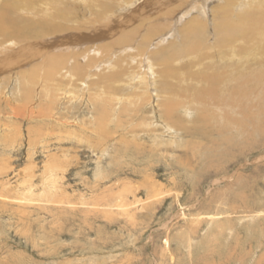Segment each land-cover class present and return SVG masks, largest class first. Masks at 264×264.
Returning a JSON list of instances; mask_svg holds the SVG:
<instances>
[{
    "label": "rangeland",
    "instance_id": "1",
    "mask_svg": "<svg viewBox=\"0 0 264 264\" xmlns=\"http://www.w3.org/2000/svg\"><path fill=\"white\" fill-rule=\"evenodd\" d=\"M30 1L36 9L21 11L26 22L66 27L37 39L43 42L82 31L98 35L122 23L123 16L142 13L131 26L100 42L111 43L138 24L142 30L136 41L141 36L152 41L146 50L155 61L149 62L156 76L147 80L145 94L140 78L146 70L135 67V78L132 72L125 75L131 71L126 59L120 64L122 81L105 78L112 69L81 77L70 73L72 87L78 88L80 81L85 89L80 98L71 99L55 88L67 86L65 75L57 74L62 79L56 82L47 73L41 78L46 66L30 82L12 73L43 57L2 75L0 264H264V36L235 43V56L248 51L257 55L250 62L237 66L216 61L208 71L205 60L207 65L216 60L219 44L212 17L219 10L217 1L210 4L212 22L195 38L199 48L191 59L183 25L163 15L184 0L151 3L142 12L130 0H53L58 2L46 14L37 1ZM146 2L140 0L141 5ZM118 14L124 15L113 23ZM232 15L239 23L235 8ZM159 29L167 40L155 45L160 38L153 35ZM83 49L74 50L75 57ZM224 50L226 58L233 49ZM159 51L168 63L172 54L184 57L173 64L175 78L160 76L163 66L155 60ZM148 53L141 56L143 63ZM80 59L83 64L85 58ZM72 62L67 60L64 69L70 71ZM182 63L187 70L178 69ZM186 71L193 80L180 83L178 77ZM202 71L216 80L201 82ZM24 89L30 97L26 104ZM164 102L173 103L172 115L165 112ZM187 108L191 112H184ZM165 122L171 131L163 127ZM214 215L218 218L210 222L208 216Z\"/></svg>",
    "mask_w": 264,
    "mask_h": 264
},
{
    "label": "bare ground",
    "instance_id": "2",
    "mask_svg": "<svg viewBox=\"0 0 264 264\" xmlns=\"http://www.w3.org/2000/svg\"><path fill=\"white\" fill-rule=\"evenodd\" d=\"M32 1H37L38 4L44 7L41 8L40 6H37L38 8L41 9L39 11H41L42 14L47 13V10L50 9L51 3L58 2L53 0H32ZM82 1H90V0H82ZM130 1L135 2L136 11L138 6V10H141L142 12L143 10L149 9L151 3L159 4V3H163L164 0H146L147 2L145 5L144 4L141 5L140 0H130ZM165 1L171 3L173 0H165ZM215 1L220 3L218 5L219 10L216 13H212V17L215 16L213 21L215 22V26L218 29L219 44L217 43L215 44V48H216L215 55L217 58L215 61H208L209 62L208 65L206 64V60H205L203 69L212 71V68L216 67L218 63L220 65V63L225 64L226 62H233V64H236L237 66H242L240 63L250 62L251 61L250 58H254V56L257 55L256 54L253 55L254 54L253 52H250L248 54L249 52L248 51L245 54H239L240 57L235 56L238 54L234 50V48L236 47L235 43L245 42V40L247 42H252L248 38L254 36L253 38L254 40L257 35L259 36V38L263 39L264 10L257 8L264 7V0H184L182 2V5L174 6L173 8L169 9V11H166L163 15H166V17H171V19H177V22L180 24V26L183 25L184 31L182 32V36L185 37L184 47H186L187 54L189 55L187 59H191L189 57L194 58L197 56V53H192V52L199 48V45H197L195 38L199 34L201 37V33H203L207 28H209L212 22V17H209V15L211 11L212 12L214 11V9L212 10L209 8H211L210 4L214 3ZM34 5L35 4L32 3L30 0H28L26 4H18V3L3 4V0H0V36L2 37L0 40V57H2L0 59V79H5L4 77H2V75L8 73L9 71H13L15 69H19L20 67L27 66L28 64H31L34 60H40V58L43 57V59H41L39 63H36L35 65H30L29 67H27V69L24 70L13 71L12 73L13 74L14 72L21 73L30 82L33 81L34 78L40 77V75H37V72L41 69V66H46V70H44V73L41 76V78H44L45 76L44 74L47 73L48 76H46V78L48 77L52 78L51 80L56 82L57 81L56 79H62V77L60 76L58 78L57 74L65 75L67 79L66 81L67 86L57 85V87H55L57 89V93L60 92V94H62L64 97L68 96L71 99L74 97L80 98L81 97L80 93H82V91L85 89L84 88L81 89L80 81L78 82V88L72 87V84H70L71 78H73L71 74H75L77 77H81V75H83L84 73H88V71L89 72L91 71V72H95L93 73L94 75H99L100 72L105 71L107 73L108 71H110L109 69H112L113 71L109 73L110 75L105 77L106 79L109 78L110 81H112V79L113 80L115 79V76H117L119 79L120 76L123 74L124 68H122L120 64L123 62L124 59H126L130 62V66L128 70L131 71L125 70V75L132 72L133 77L135 78L136 73L132 71V69H134L135 67L139 69L141 72L142 69L146 70L145 72L147 76L144 75L140 79L142 83L145 84L144 86L145 94H149L147 80L151 81V77L155 74H153L154 69H152L153 67L150 64V62H152L151 53H148L146 49L152 44V41L148 36L147 37L141 36L139 41L138 42L136 41L138 37H135V35L138 34L139 36V32L142 30L141 27L137 24L133 28H130L128 31H126L124 34L122 33L123 35L120 34L119 37L117 36L111 39L113 40L111 41V43L112 42L113 44L117 43V46L115 47L111 46V43L109 42L110 40L104 43L100 42L107 35L113 34V32L117 33L118 29L122 28L124 25L129 24V26H131V24L134 23L136 18L140 17L142 13L136 12V14L132 15V17H129L128 15L123 16L124 15L123 14L122 23L110 27L105 32L101 30L98 35H94L92 33H83L82 31L80 35L77 33L56 35L43 42L42 40H37V39H39L40 36L41 37L46 36L50 33L56 34L58 32L64 31L66 30V27L50 26L47 23L39 22V21L38 23H34L35 28L30 27V26H34V24L29 23L28 21L26 22L24 17L20 15L22 12L27 14L29 12L27 10L30 9L35 10L36 7H34ZM192 6H194V11L192 9ZM234 8L235 10H237V15L235 19L241 18L239 23L235 22V20L232 19L233 16L232 12ZM111 9L112 8L110 7L108 11H110ZM220 10H222V12H220ZM122 16L119 14L118 16L116 15L115 19H113L112 22L114 23L118 18ZM158 19H162V18L160 17ZM149 25L150 24H148V26ZM158 27L159 25L157 24L156 28ZM170 27L173 30L177 29L176 27H173L172 24ZM163 30L164 29L162 30L159 29L156 30V32H154L153 37L160 38V40L157 41L155 45H162L166 42L164 39L167 40V35ZM74 32L76 31L74 30ZM13 36L18 41L15 40ZM32 39H35L36 41ZM178 39L180 41L179 37ZM26 40H31V41H26ZM169 44L172 45L173 42H169ZM36 46L38 47L37 49ZM82 48H84L83 51L80 52L78 57L77 56L75 57L74 50H78ZM221 48H225L224 51H230L231 49H233L231 51V55L229 56L230 58L229 57L225 58V54L222 51H220ZM23 52H25L24 54L25 56L22 57L23 58L22 59L20 57V54ZM48 52L49 54L46 55V53ZM105 52L107 53V56L103 58ZM144 53H148V54L144 56L146 60L143 63L141 60V56ZM160 53L161 51H159L155 56L156 63L163 66L162 74L160 76L164 79L175 78L177 71L173 68L174 67L173 64L175 62H178L180 59L184 57H180L176 59L175 58L176 55L174 54L173 56L172 54L170 56V60H172V62L168 63V57ZM207 55H209V52H207ZM80 57L82 58L80 59ZM61 58L64 59L65 61H62ZM76 58H79L81 61L84 60L83 58H85V61L82 64V62H80L79 59L77 60ZM13 59H18V60L16 62ZM67 60L73 61L72 62L73 65L70 67V71L68 69L66 70L64 69ZM216 61H218L217 64ZM152 63H155V61ZM109 65H114V66L109 67ZM233 68H235V66L232 67V71L235 70ZM118 69H120V72L117 71ZM178 69L187 70V67L186 65H184V63H182L180 67H178ZM62 70H64V72L60 73ZM76 72H78L79 74H76ZM204 74L207 73L202 71L200 74V77L202 78L201 82L211 84V81L216 80V78L213 77V74H209L207 77H205ZM89 78L94 79L93 76H89ZM158 79H159L158 83H160V78L157 77V80ZM185 79L187 81H185ZM190 79L192 81L193 76H188L187 71L185 72V75L182 74L180 77H178V81H180V83H187L188 81L190 82ZM120 81H122V78H120ZM233 81H235V79H233ZM103 83H106V85L108 84L107 82H105V80L103 81ZM149 84H151V82ZM219 86H222L223 90L226 89L224 91H227V86H223L222 84H219ZM166 87L168 86L165 85L162 88H166ZM163 92L169 93L167 92V89H164ZM24 95L26 99L24 98L23 99L26 104L27 100H30V97L27 98L28 95L27 89H24ZM187 103L195 104L197 102L190 100ZM162 106L167 114L169 113L170 115H172V111L174 107L172 102H164ZM214 107L219 108L218 105H214ZM189 109L190 108H187L184 112L186 113L191 112ZM101 121H103L102 118H99L98 119L99 126L101 125ZM162 125L167 131L172 130L168 122H165ZM218 213H221L219 215L222 216L225 214L224 212H217L216 214L218 215ZM217 215L208 216L210 217L209 221L210 222L216 221L215 219L218 218Z\"/></svg>",
    "mask_w": 264,
    "mask_h": 264
}]
</instances>
